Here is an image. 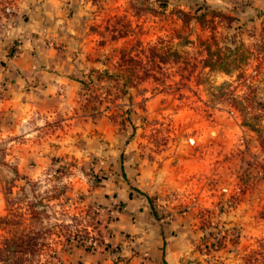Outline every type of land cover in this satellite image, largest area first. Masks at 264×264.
<instances>
[{"label":"rangeland","instance_id":"374dc122","mask_svg":"<svg viewBox=\"0 0 264 264\" xmlns=\"http://www.w3.org/2000/svg\"><path fill=\"white\" fill-rule=\"evenodd\" d=\"M79 1L91 35L70 53L85 70L79 106L28 118L6 108L0 84V217L24 213L42 231L32 264L118 263L109 223L123 204L93 192L124 174L100 167L102 116L119 138L116 159L155 169L167 161L172 180L147 200L174 240L186 241L183 264H264V0ZM209 9L228 16L182 18Z\"/></svg>","mask_w":264,"mask_h":264},{"label":"crops","instance_id":"0c3cea01","mask_svg":"<svg viewBox=\"0 0 264 264\" xmlns=\"http://www.w3.org/2000/svg\"><path fill=\"white\" fill-rule=\"evenodd\" d=\"M3 1V2H2ZM0 2V84H4L6 108L16 109L28 118H46L56 114L71 113L79 106V78L85 70L76 67L70 53L85 49L91 35L86 31L88 15L84 16L79 0H2ZM10 4L12 12L4 6ZM21 40L20 48L13 53L12 45ZM78 51V50H77ZM86 115L75 119L81 130L89 128ZM98 128L107 143L101 147L100 167L122 168L124 174L105 177L94 195L113 193L112 201L123 204L116 219L109 223L112 235L109 244L116 247L113 257L117 264H183L185 240H174L171 226L158 222L151 213L147 200L150 191H159L162 184L170 183L172 175L164 162L155 169L154 162L147 163L133 156L120 161L118 139L111 136V126L105 117L99 119ZM86 146V145H85ZM89 150H98L90 142ZM129 148L126 147L125 151ZM131 163L139 168L138 175L130 174ZM116 176V175H115ZM114 176V177H115ZM137 182V183H136ZM108 228V229H109ZM112 255V254H111ZM112 257V258H113ZM109 260L112 258L108 256Z\"/></svg>","mask_w":264,"mask_h":264},{"label":"trees","instance_id":"16d2710c","mask_svg":"<svg viewBox=\"0 0 264 264\" xmlns=\"http://www.w3.org/2000/svg\"><path fill=\"white\" fill-rule=\"evenodd\" d=\"M183 14L182 18L194 17L199 22L206 19L208 13L212 15H225L221 10L209 9L207 11H203L201 13H190L187 11L181 10ZM213 18V17H212ZM229 20L235 18L234 16L229 15ZM215 35H213L214 37ZM217 49L216 54L217 58H221L223 62H225V56L221 57L220 55V47L217 46L218 40H213ZM207 51L211 54V44L207 43ZM225 49L234 52L238 49V46L232 48L229 45L224 46ZM209 67H212L208 65ZM24 213L21 212H10V214L0 217V229L4 231L2 235H0V264H32L35 261L34 257H37L41 254L43 244L39 242L42 231L41 230H33L32 222L25 225ZM31 217L37 218L39 215V211L32 209L30 211ZM31 223V224H30ZM39 261V258L36 260Z\"/></svg>","mask_w":264,"mask_h":264},{"label":"built area","instance_id":"2783aa9c","mask_svg":"<svg viewBox=\"0 0 264 264\" xmlns=\"http://www.w3.org/2000/svg\"><path fill=\"white\" fill-rule=\"evenodd\" d=\"M12 10H13L12 5L7 4V5L4 6V11H5L6 13H10V12H12ZM18 42H19V41H18ZM13 46L19 48V47H20V43H15V44H13Z\"/></svg>","mask_w":264,"mask_h":264}]
</instances>
